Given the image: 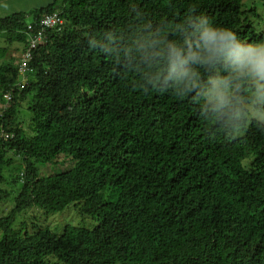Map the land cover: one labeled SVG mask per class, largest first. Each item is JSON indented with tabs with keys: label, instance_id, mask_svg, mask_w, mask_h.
<instances>
[{
	"label": "trees",
	"instance_id": "obj_1",
	"mask_svg": "<svg viewBox=\"0 0 264 264\" xmlns=\"http://www.w3.org/2000/svg\"><path fill=\"white\" fill-rule=\"evenodd\" d=\"M190 8L243 40L262 39L242 0H52L0 18V132L13 134L0 136V185L17 171L19 186L0 218V264H264V122L225 136L191 100L147 83V66L130 55ZM52 12L64 28L46 32L20 87V55L9 50H26L27 17ZM65 163L51 175L38 167ZM9 194L0 189V201ZM70 205L97 224L11 228L24 211Z\"/></svg>",
	"mask_w": 264,
	"mask_h": 264
},
{
	"label": "clouds",
	"instance_id": "obj_2",
	"mask_svg": "<svg viewBox=\"0 0 264 264\" xmlns=\"http://www.w3.org/2000/svg\"><path fill=\"white\" fill-rule=\"evenodd\" d=\"M130 55L147 66V83L191 100L225 136L264 118V41L243 40L195 8L167 30L141 36Z\"/></svg>",
	"mask_w": 264,
	"mask_h": 264
},
{
	"label": "rangeland",
	"instance_id": "obj_3",
	"mask_svg": "<svg viewBox=\"0 0 264 264\" xmlns=\"http://www.w3.org/2000/svg\"><path fill=\"white\" fill-rule=\"evenodd\" d=\"M17 1V0H16ZM52 0H25V7L19 5L20 1H17V5L23 9L31 12L42 5H47ZM27 7V8H26ZM43 7V6H42ZM32 9V10H29ZM242 10L247 12V21L251 28L254 30L256 35L262 36L261 41H264V0H242ZM31 18L27 17L26 21H30ZM9 53L11 57L15 60L19 56L18 50L10 48ZM18 118L22 122V129L27 132V126L30 119V112L24 105L18 109ZM18 119V121H19ZM256 119V118H254ZM264 122V118L258 119ZM19 121V122H20ZM20 122V123H21ZM12 159L15 166L21 165V160L19 157L13 156L11 153L8 154ZM14 159V160H13ZM248 162L244 161V164ZM70 164L65 163L63 165H52V164H39V169L42 175H51L60 173L62 171L71 168ZM17 175V171L7 172L6 174V184L0 185V189L9 192V196L0 201V218L6 216L12 209L14 202L13 196L15 191L18 189V184H11V181ZM97 224L96 218L91 216H81L74 205L68 206L65 210L61 212H50L46 213L42 210L35 208L31 210L24 211L20 213L11 225L13 230H23L30 231L35 226L46 227L57 234L62 233L63 229L67 225L79 226L86 229H92ZM1 236V232H0Z\"/></svg>",
	"mask_w": 264,
	"mask_h": 264
},
{
	"label": "built area",
	"instance_id": "obj_4",
	"mask_svg": "<svg viewBox=\"0 0 264 264\" xmlns=\"http://www.w3.org/2000/svg\"><path fill=\"white\" fill-rule=\"evenodd\" d=\"M65 20L62 19L58 12L46 13L39 18L36 22L30 20L26 22L23 30L26 36V50L20 52V59L17 64L18 82L17 85L24 87L27 84V73L29 72L28 63L32 57V51L37 48L46 38L47 31H53L55 33L60 32L65 25ZM6 103L10 100V94L7 93L4 96ZM1 109H5V105L0 106ZM2 138H13V134L6 133L3 130L0 132Z\"/></svg>",
	"mask_w": 264,
	"mask_h": 264
},
{
	"label": "crops",
	"instance_id": "obj_5",
	"mask_svg": "<svg viewBox=\"0 0 264 264\" xmlns=\"http://www.w3.org/2000/svg\"><path fill=\"white\" fill-rule=\"evenodd\" d=\"M17 1H20L19 5H21L22 7H25L26 5L25 0H17ZM17 1L16 0H0V18L9 16L14 13H28L27 10H23L17 5ZM42 6H45V5H42ZM29 10H32V9H29Z\"/></svg>",
	"mask_w": 264,
	"mask_h": 264
}]
</instances>
